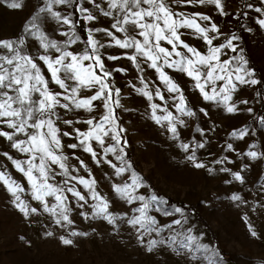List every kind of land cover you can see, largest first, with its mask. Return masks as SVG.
<instances>
[{"label":"rangeland","instance_id":"obj_1","mask_svg":"<svg viewBox=\"0 0 264 264\" xmlns=\"http://www.w3.org/2000/svg\"><path fill=\"white\" fill-rule=\"evenodd\" d=\"M13 2L21 3L22 6L15 9L9 7L8 5ZM97 2L107 10L105 0H97ZM45 3L46 0H0V40H14L22 35L26 36L25 27L33 22V17L38 16L40 19L36 23L40 24L41 29L50 39L58 42L65 41L67 37L59 33L67 31L68 26L57 23L47 13L39 12ZM80 3L98 18L93 22L84 21L86 38H81V41L68 49L74 53H82L87 47L84 41L87 39L88 29L110 28L111 24V20L100 15L99 10L87 3V0H80ZM168 3L174 11L184 12L190 16L195 13L208 15L211 18L210 22H198L202 26H209L210 23L218 26L223 35L214 40L215 45L226 42L232 35L238 37L234 41L238 46V53L244 57L246 54L258 69L259 79L252 78L261 81L263 88L259 92V84H238L237 91L232 93L230 102L235 104L238 110L229 114L217 102L205 101L194 87V81L191 78L174 69L165 68L183 92L187 108L195 113L194 116L189 117L181 115L176 110L175 105L178 104V100L172 99V96L176 94L167 92L153 69L141 60L144 71L138 72L128 59L123 58V54L131 53V50L117 47L101 49L106 69L112 72L110 83L120 89L121 107L116 109V115L120 126L125 129L122 133L123 139L127 140L124 150L129 151L135 166H132L126 155L125 160L131 164L132 168L118 176L115 169L108 163L102 161L100 165H97L91 156L81 149L72 150L66 147L77 143L73 138L74 128H79L81 131L88 129V125L82 121L93 116L99 119L103 115L102 102H95L97 107L92 113L57 108L56 111L60 116L57 124L61 132L73 133V137H62V143L65 145L63 151L69 156V165L79 168V171L73 172L72 175L95 179V191L109 203V212L120 219L110 224L102 216L94 215L93 205L98 201L91 198L89 189L72 181L70 185H61V187L74 186L85 196L87 203L65 191V195L68 196L67 206L71 210L68 214L73 223L67 224L62 221L60 225H57L55 220L58 217L45 212L42 205L32 199L30 185L22 174L14 169L3 153L7 152L16 159H25V157L12 149L10 142L0 138V171L6 170L20 183L25 188L21 198L31 207L38 208L37 213L25 217L15 207L14 198L3 185H0V264H208V260L204 259L201 253H196L199 258L193 259L188 250H179L175 246L170 247L167 243L157 245L152 251H148L149 240L167 241L170 235L186 233L189 228L192 229L193 235L200 237V243L208 246L209 257L212 256L213 251L218 254V264H264V155L257 159L245 155L249 151L264 154V26L259 24V20L264 19V12L256 11L257 8L264 9V0H222L226 15L220 14L214 5L188 6L178 3L177 0H168ZM71 9L72 6H54V11H59L62 15H72ZM239 15L242 18L240 26L237 27ZM181 31L184 32L182 39L186 43L201 52L207 51L206 44L192 30L182 29ZM116 35L123 38V34ZM210 35L216 34L210 33ZM95 36L101 43L107 44L110 40L103 33H95ZM26 39L28 42L25 50L29 54L35 56L43 53L36 40L30 37ZM164 46L170 47L166 44ZM109 55L121 58L108 60ZM234 55L237 53H228V56ZM227 58L222 56V59ZM118 68L124 71H114ZM45 74L47 75L46 69ZM141 76L148 83V90L153 92L152 101H148L146 97L135 91V88L143 87L140 82ZM222 84V81H218L216 87L219 88ZM51 87L53 91H61L54 84ZM211 87L212 85L206 86L209 93H211ZM157 88L165 97L163 101L155 96ZM91 94V92L82 91L83 96ZM242 101H248V103H241ZM62 103L67 102L62 101ZM151 103L161 106L157 109V115L163 116L171 112L174 117H178V121L184 122L176 123L177 138H173L172 133L167 130V121L157 124L152 119ZM248 109L252 111L249 112ZM254 118L258 119L257 126L248 123ZM64 120H71L73 124L66 125L63 123ZM245 129L248 134L243 139H240L238 135H232L234 131L239 133ZM113 143L106 138V146ZM185 143L190 145L189 152H185L181 147V144ZM198 143H204L205 147L197 148ZM229 144L232 145L231 150L227 147ZM92 146L101 153L100 147L95 142ZM121 146H123V140ZM191 149H195L196 159L205 165L204 168H195L187 159ZM73 153L79 157V160L85 162L91 176L88 171L80 168L78 160L72 158ZM107 160L112 161L117 167L122 166L121 162L111 154L107 156ZM56 171L60 170L57 168ZM133 172L140 178L141 175H145L152 182L157 193L192 207L206 224H201L193 212L184 209L187 223L183 225V228L180 226L166 228L160 235L155 232L144 234L139 225L129 224L130 219L140 215L135 209L141 207L143 202L128 203L115 192L113 186L131 184ZM234 173H239L243 177V182L236 180ZM61 179L62 177H57L56 181H50V183L56 184ZM141 182L143 186L133 195H144L146 200L150 201L147 215L154 217L158 226H166L171 221L181 218L178 213L164 215L165 211L174 212L175 208L180 207L167 206L165 198L161 196H157L159 198L157 201L151 202V197L155 193L142 179ZM234 195H238L240 200H233ZM45 200L50 207L57 204L54 197H45ZM82 204L83 207H81ZM85 216L88 218L85 219ZM249 224L257 233L255 237L250 234ZM73 231L86 235L73 236L71 235ZM49 232L52 235H47ZM142 234L143 244L138 240ZM61 237L70 239L73 243L64 245ZM182 238V235L177 236L178 241ZM222 251L231 253V260H223L220 256Z\"/></svg>","mask_w":264,"mask_h":264},{"label":"snow or ice","instance_id":"obj_2","mask_svg":"<svg viewBox=\"0 0 264 264\" xmlns=\"http://www.w3.org/2000/svg\"><path fill=\"white\" fill-rule=\"evenodd\" d=\"M177 2L188 6L214 5L220 14H227L224 11L222 0H177ZM87 3L98 9L100 15L109 18L111 24L110 28L88 29L87 39L84 41L87 47L82 53L68 50L72 45L81 41V37L76 32V23L73 21L72 15H62L59 11H54V6L75 5V11L84 21L97 20L98 17L88 8L83 7L80 0H46L45 5L39 9V12L49 14L57 23L68 26L67 31L59 33V35L67 37L65 41L58 42L50 39L41 29L40 24L36 23L40 19L38 16L33 17V22L25 27L26 36L22 35L14 40H0V50H3L0 51V138L10 142V147L22 154L25 159H16L7 152H4L3 155L30 185L32 199L39 202L45 212L58 217L55 220L57 225H60L62 221L67 224L73 223L68 214L71 210L67 206L68 196L65 195V191L80 201H84L85 204L87 203L85 196L74 186L61 187V185H70L72 181L89 189L92 194L91 198L98 201L93 205L94 215L102 216L110 224L120 219L109 212V203L95 191V179L72 175L73 172H78L79 168L69 165V156L64 154L65 145L62 143V137H73L74 133L73 138L77 143L69 144L66 146L67 148L81 149L89 154L97 165H100L102 161L108 163L115 169L118 176L132 168L131 164L125 160L127 154L124 148L127 146V140L122 137L125 129L120 126L116 115V109L121 107L120 89L110 83L112 72L106 69L101 49L117 47L131 50V53L125 52L123 58L128 59L138 72L144 71L141 67V60L153 69L167 92L176 94L172 96L173 100H178V104L175 105L176 110L181 115L189 117L194 116L195 113L187 108L183 92L165 71V68L174 69L191 78L194 81V87L205 101L217 102L229 114L238 110L235 104L230 103L232 93L237 91L238 84L258 85L261 83V81L252 78L254 72L246 67L245 57L238 53V46L234 43L238 37L232 35L227 38L226 42L219 45L214 44V40L223 35L218 26L215 23L202 26L198 22H210L211 18L208 15L195 13L190 16L184 12L174 11L168 0H105L107 10L101 7L97 0H87ZM8 6L15 9L22 5L13 2ZM256 11L264 12V9L257 8ZM259 24L264 26V19L259 20ZM182 29L192 30L206 44L207 51L201 52L186 43L182 39L184 35ZM95 33H103L110 38L109 42L101 43L96 39ZM117 33L123 34V38L118 37ZM210 33L216 35H210ZM26 37L36 40L43 53L35 56L29 54L25 50L28 42ZM164 44L170 47H165ZM229 52L237 53V55L228 56ZM222 56L228 58L222 59ZM120 58V56L114 55L107 56L108 60ZM114 71L123 72L124 69L118 68ZM218 81L223 82L219 88L216 87ZM140 82L143 87L135 88V91L146 97L148 101H152L153 92L148 90L149 85L143 76L140 77ZM52 84L58 86L61 91H53ZM208 85H212L211 93L206 90ZM82 91L92 94L83 96ZM155 96L161 101L165 99L159 88L155 90ZM62 101L67 103H62ZM97 101L102 102L104 113L99 119L93 116L82 121L88 125L86 131L74 128L73 133L61 132L57 124L60 119L56 111L57 108L66 111L77 109L92 113L97 107L95 104ZM241 103L246 104L248 101ZM160 107L156 103L150 104L152 119L157 124L167 121V130L172 133L173 138H177L178 117H174L171 112H167L163 116L157 115V109ZM201 111L204 110L201 109ZM248 111L251 112L252 109H248ZM76 122L81 123V121ZM178 122L184 123L182 120ZM63 123L71 126L73 121L64 120ZM5 128L8 130H4ZM247 134V129L239 133L236 131L232 133L233 136L238 135L240 139H243ZM20 136L25 138L20 139ZM106 138L114 143L106 146ZM122 140L123 146H121ZM93 142L100 147L102 154L92 146ZM181 147L185 152L190 151V145L187 143L181 144ZM196 147L204 148L205 145L198 143ZM227 147L232 149L231 144ZM109 154L115 156L122 166L117 167L112 161L107 160ZM245 155L257 159L264 154L249 151ZM72 158L78 160L80 168L88 171L91 176V172L83 160H79V157H76L74 153ZM187 159L193 163L195 168L205 167L203 163L197 161L195 149H191V154L187 156ZM217 163H221V161H217ZM57 168L60 171H56ZM233 175L236 180L243 182V177L239 173ZM57 177H62V179L56 184L50 183V181H56ZM0 185H3L14 198L15 207L25 217L38 212L37 207H31L21 198V193L25 192V188L6 170L0 171ZM142 186L141 178L134 172L131 176V184L113 186L115 192L128 203L143 202L141 207L135 209L140 215L130 219L128 223L133 226L139 225L144 234L155 232L160 235L166 228L172 229L174 226L183 228V225L187 223V217L184 216L181 208H175L174 212H164L166 216L178 213L181 217L166 226H158L157 220L147 215L150 201L146 200L144 195H133ZM45 197H54L57 204L50 207ZM158 199L153 195L151 202ZM232 199L240 200V197L234 195ZM83 206L82 204L81 207ZM87 218L85 216V219ZM248 227L250 234L255 237L256 231L250 224ZM47 235H52V233L49 232ZM71 235L86 234L73 231ZM178 235L183 236L179 241L177 240ZM61 240L64 245L73 243L72 240L64 237H61ZM138 240L140 243H144L143 234L138 237ZM165 243L170 247L175 246L179 250H188L193 259L199 258L196 253H201L202 257L208 260V264H218V254L213 251L212 256L209 257L207 255L208 246L200 243V237L193 235L191 228L187 229L186 233L170 235L167 241L164 239L149 240L148 251Z\"/></svg>","mask_w":264,"mask_h":264},{"label":"trees","instance_id":"obj_3","mask_svg":"<svg viewBox=\"0 0 264 264\" xmlns=\"http://www.w3.org/2000/svg\"><path fill=\"white\" fill-rule=\"evenodd\" d=\"M72 15H73V21L76 23V32L78 33V35L82 38V39H85L86 38V31H85V22L83 20V18L75 11V5L72 6ZM241 18L242 16L239 15L238 17V26H240V22H241ZM245 57H246V61H247V68L252 70L254 72V77L258 78L259 79V73H258V69L254 66V64L249 60V58L247 57V55L245 54ZM258 88H259V92L260 90L263 88V83H260L258 85ZM248 123L252 124L253 126H257L259 123H258V119L257 118H254V119H251L248 121ZM127 158L131 161L132 163V166H135L132 162V159L130 157V154H129V151L127 150ZM141 179L147 184L149 185L150 188L153 189L154 193L156 196H161L163 198H165V203L167 206H175V207H180L186 211H189V212H193L195 215H196V218L197 220L205 225L206 222L204 221V219L201 217V215L195 211L192 207L190 206H185L183 205L181 202L177 201V200H174L172 199L171 197H165L164 195H162L161 193H157L155 191V188H154V185L152 184V182L145 176V175H141ZM220 256L223 260L225 261H229L231 260L232 258V254L229 253V252H225V251H222L220 252Z\"/></svg>","mask_w":264,"mask_h":264}]
</instances>
